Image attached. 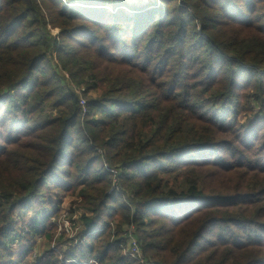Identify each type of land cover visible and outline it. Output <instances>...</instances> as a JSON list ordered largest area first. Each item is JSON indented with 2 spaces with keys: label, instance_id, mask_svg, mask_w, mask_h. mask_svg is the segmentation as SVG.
Returning <instances> with one entry per match:
<instances>
[{
  "label": "trees",
  "instance_id": "trees-1",
  "mask_svg": "<svg viewBox=\"0 0 264 264\" xmlns=\"http://www.w3.org/2000/svg\"><path fill=\"white\" fill-rule=\"evenodd\" d=\"M65 1L0 0V126L19 130L0 153V237L14 233L23 202L40 197L53 209L42 186L67 190L60 178L73 184L75 173L79 205L91 213L81 216L79 242L34 264H143L123 252L126 239L110 241L111 223L118 235L135 225L150 264H264V122L238 124L243 98L264 99V30L242 20L264 11V0L228 2L221 19L205 15L212 7L201 0H159L133 15ZM45 24L60 37L84 29L78 52L63 46L58 60L88 78L83 95L98 97L82 103L63 86L39 34ZM243 83L256 93L237 94ZM46 107L55 115L37 122ZM39 215L26 229L33 235L49 217Z\"/></svg>",
  "mask_w": 264,
  "mask_h": 264
},
{
  "label": "rangeland",
  "instance_id": "rangeland-1",
  "mask_svg": "<svg viewBox=\"0 0 264 264\" xmlns=\"http://www.w3.org/2000/svg\"><path fill=\"white\" fill-rule=\"evenodd\" d=\"M65 1V0H63ZM67 2L73 1V0H66ZM65 1V2H66ZM77 3L71 4L67 3L68 6L72 5H78L84 7H100V8H107L108 10L115 12L116 9L122 8L127 14L133 15L135 12L140 10H147L153 7H157L159 4V0H76ZM134 1V2H133ZM141 3L140 7H137L135 5V2ZM146 1V2H145ZM181 1L182 0H178ZM205 4H210L212 7L211 10L207 11L205 15H213L217 16L219 19L220 14L224 12V6L228 4V2H232L233 4H238L239 7H247L250 5L251 2H255L257 0H201ZM264 2V1H262ZM133 3V4H132ZM264 6V4H260L259 7ZM130 11V12H129ZM251 12H253V9L251 8ZM188 16H191L193 18H199L198 16L201 15V13H194L191 9L187 13ZM243 21L249 20L251 23L257 28L264 30V11L257 10L253 14L245 13L243 15ZM230 17L227 15V19L229 20ZM256 21V22H253ZM45 22H48V19H45ZM46 26H42V29L39 34L43 37V39L48 43L49 45V51L47 53L48 59L52 62L55 70L59 73L60 77L63 80V86L67 89L73 90L75 93H77L81 100L86 97H98L101 94V90L92 91L90 90L89 93L86 95L82 94V91L85 89V78L80 76L79 73H77V76L71 75L70 71L66 68L63 69L62 63L58 60V48H62L63 46L68 47V49H71L73 47L75 48V51L78 49V43L85 41L86 39L82 38V30L77 31L75 35H68L71 37H60V29L59 28H53L48 24H45ZM89 29L95 30L93 25L88 24ZM256 32V31H254ZM87 41V40H86ZM114 40H110L112 42ZM64 43V44H63ZM100 43V41L98 42ZM122 44L120 42L119 47L116 49V51L113 53L115 56L120 57L121 52H123V47H121ZM130 49V47H129ZM85 66V65H84ZM87 68V66H85ZM254 70V69H252ZM250 71V68L245 66L238 70V72L244 74L245 76ZM258 72L263 73L264 75V69L257 70ZM246 78V77H245ZM244 78V80H245ZM88 78H86L87 80ZM244 82V81H243ZM244 84V83H243ZM245 85H248L247 89H243ZM256 91L252 90L249 84H244L241 88L237 90V94L240 96L242 95H253ZM258 98H261V95L258 96ZM237 99V98H236ZM241 101V98L238 97L237 102L239 103ZM242 109L245 108V110L242 112L239 117V125L242 126L241 130H244V127H253V123L257 121L260 125L262 122H264V99L260 103V101L256 102L254 99H249V101L246 102V98H243L242 101ZM261 110V111H260ZM262 112V113H261ZM55 115V108L53 107H46L44 112H41V114H38L36 117L37 122H41L43 120V117ZM254 121V122H253ZM253 122V123H252ZM252 123V124H251ZM255 126V125H254ZM32 128L31 125L29 126H20L21 130H24V132H28ZM19 131V130H18ZM18 131H15L12 133L11 129L8 128V126H0V153H5L13 148L12 145H10L7 142H10L11 138L15 134H19ZM22 132V131H21ZM41 131L37 133V135H41ZM8 136H10L8 138ZM25 144H31L35 145L36 143H39L37 140L28 141L24 140ZM262 144V140L260 142ZM25 145V146H26ZM103 150L97 147V154L100 155ZM100 164H102V160L99 161ZM96 166H99L97 164ZM112 170V169H110ZM73 179V184H70V181L67 182L63 178H60L62 181V185H64L67 190L62 189L61 187H55L54 184H50L49 188L43 187L41 188V191H43L42 199L44 201H47V204L54 203L53 209H46L43 206V202H41L40 197L38 199L31 200L29 202H23L22 204L18 205L15 209L14 213V224H12L10 227L14 225L12 229H14L11 233V235L8 234L7 239L0 237V264H34V260L37 257V255L42 254L49 248L56 250L57 252H61L63 255L64 252L75 246L79 242V239L81 237V233L78 234V231L80 229V219L83 214L91 215V213L86 210L85 206L79 205L80 198L79 190L80 187H78L77 183L80 181V177L77 176L75 173H73V176L71 177ZM71 185V186H70ZM2 186L0 185V190ZM0 203H5V200H2L0 197ZM110 203V201H109ZM56 209V210H55ZM55 210V211H54ZM133 210V209H132ZM39 219L42 220L43 217L49 215V217L46 220H43L42 223L44 225V230L42 234L33 235L32 232H27L26 229H28V224L31 223L34 217H36L38 214ZM44 214V215H43ZM43 215V216H42ZM65 225H68L71 230L69 232L65 231ZM131 224L129 225H122L121 228V234L118 235L116 232V226L114 224H110L111 228V237L109 238L111 242H117V241H123L127 238V232H131L135 234L137 238L136 233V227L134 225V230L129 228ZM102 229V227L100 228ZM148 230V229H146ZM1 236V235H0ZM11 236V237H10ZM22 237V239H21ZM134 238L135 240H137ZM6 241V243H2V241ZM139 247L140 244L138 243ZM29 249H26L28 248ZM5 250L3 251V249ZM25 251V252H24ZM22 252L24 253V256H22ZM123 252L125 254H128V252H131V247L127 249L126 246L123 247ZM129 255V254H128ZM132 257L131 255H129ZM63 260V257H62ZM87 264H98V262L94 259H91L86 262ZM144 264H150V261H145Z\"/></svg>",
  "mask_w": 264,
  "mask_h": 264
},
{
  "label": "built area",
  "instance_id": "built-area-1",
  "mask_svg": "<svg viewBox=\"0 0 264 264\" xmlns=\"http://www.w3.org/2000/svg\"><path fill=\"white\" fill-rule=\"evenodd\" d=\"M81 102L83 103V100H81ZM79 227H80V225H79ZM129 228L134 230L135 227H134L133 224H131ZM70 230H71V228L68 225H65V231L69 232ZM134 238H136L134 232H133V234L131 232H127L126 247H127V249L129 247H131V252H128V254L131 255L132 258H134V259L138 260L139 262L143 263V262H145V260H144L142 254H141V250H140V247L138 245V242Z\"/></svg>",
  "mask_w": 264,
  "mask_h": 264
},
{
  "label": "bare ground",
  "instance_id": "bare-ground-1",
  "mask_svg": "<svg viewBox=\"0 0 264 264\" xmlns=\"http://www.w3.org/2000/svg\"><path fill=\"white\" fill-rule=\"evenodd\" d=\"M134 2V1H133ZM146 2V1H145ZM133 4V3H132ZM135 5L137 6V7H140V5H141V3H139V2H135ZM130 12V11H129Z\"/></svg>",
  "mask_w": 264,
  "mask_h": 264
},
{
  "label": "water",
  "instance_id": "water-1",
  "mask_svg": "<svg viewBox=\"0 0 264 264\" xmlns=\"http://www.w3.org/2000/svg\"><path fill=\"white\" fill-rule=\"evenodd\" d=\"M78 5H80V4H78Z\"/></svg>",
  "mask_w": 264,
  "mask_h": 264
}]
</instances>
